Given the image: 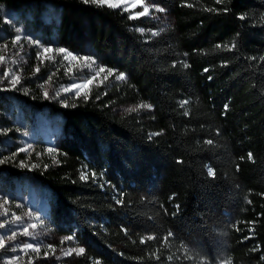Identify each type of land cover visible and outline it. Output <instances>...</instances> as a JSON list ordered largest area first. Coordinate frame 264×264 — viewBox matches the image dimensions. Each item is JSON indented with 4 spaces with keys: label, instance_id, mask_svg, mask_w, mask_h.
<instances>
[{
    "label": "trees",
    "instance_id": "1",
    "mask_svg": "<svg viewBox=\"0 0 264 264\" xmlns=\"http://www.w3.org/2000/svg\"><path fill=\"white\" fill-rule=\"evenodd\" d=\"M148 1L172 22L125 4L0 0L1 45L27 30L86 53V32L103 70L84 93L46 96L79 80L59 59L0 60V185L36 184L83 241L54 264H264V0ZM126 104L150 107L115 111ZM33 111L60 122L55 153L20 151Z\"/></svg>",
    "mask_w": 264,
    "mask_h": 264
},
{
    "label": "rangeland",
    "instance_id": "2",
    "mask_svg": "<svg viewBox=\"0 0 264 264\" xmlns=\"http://www.w3.org/2000/svg\"><path fill=\"white\" fill-rule=\"evenodd\" d=\"M112 2H119V5L125 4V7L131 10L133 17H138L137 13L142 12L143 8L147 6L149 10H153L154 17H158L166 23L172 22V17L163 7L148 0H112ZM132 5L136 6L133 7ZM159 9H163V11ZM17 36L20 37L19 40L16 39ZM75 37L86 53L72 52L62 47H55L40 41L37 36L27 30L19 31L14 37H10L5 43L0 44V52L3 54L2 62L8 66L23 68L29 62L33 52L43 60L59 59V64L66 68L67 74L79 80L58 89L48 83L44 87L46 96H50L51 92L55 96L68 91L84 93L89 84L96 82V78L101 75V69H97L93 58L87 55L90 47L88 34L81 32ZM45 49H50V51L46 52ZM61 49L64 51L61 52ZM85 73L86 78L79 76ZM146 108L126 104L117 106L115 111L126 113L146 110ZM17 132L21 143L20 151L35 152L39 155V148L50 153L56 152L62 129L60 122L56 120L53 114H39L33 111L30 112L28 120L23 121L18 127ZM36 135L38 141H34ZM25 229H27V233ZM69 237L71 239H66ZM0 240L5 241V246L0 248V264L72 263L76 261L80 253L77 251H73L70 255L65 253L84 247L83 241L74 233L62 231L54 223L48 212V206L44 203L42 190L31 181L26 184L16 181L12 189L0 185ZM27 244H31L33 247L28 248L26 247ZM34 249H38V251ZM217 264H230V262Z\"/></svg>",
    "mask_w": 264,
    "mask_h": 264
},
{
    "label": "snow or ice",
    "instance_id": "3",
    "mask_svg": "<svg viewBox=\"0 0 264 264\" xmlns=\"http://www.w3.org/2000/svg\"><path fill=\"white\" fill-rule=\"evenodd\" d=\"M85 2H87V0H85ZM93 2H95V3H101V4H108V6H119V2H117V3H113L112 0H93ZM132 6L135 7L136 5H132ZM159 10H160V11H163V9H159ZM149 11H150L149 8H148L147 6H145V7L143 8V11L140 12V13H137V15H139V16H143V15L147 14ZM16 39L19 40L20 37L17 36ZM45 51H46V52H47V51H50V49H45ZM60 51L63 52L64 50L61 49ZM2 59H3V57H0V60H2ZM101 71H103V70L101 69ZM121 78H123V77H121ZM18 82H19V77H14V78H13V83H18ZM66 91H67V89H66ZM45 94L47 95V93H45ZM142 107H150V106L142 105ZM209 143H211V142H209ZM249 156L251 157V154H249ZM210 174L214 175L215 173H214L213 171L210 170ZM33 227H35V226H33ZM25 232L27 233V229H25ZM13 238H14V237H13ZM66 239H71V238L69 237V238H66ZM4 246H5V241H4V240H0V248H3ZM26 247H28V248H32L33 245H31V244H27ZM34 250H35V251H38V249H34ZM73 251H77V252H79V253H83L84 249H83V248L78 249V250L73 249V250H70L69 252H67V253H65V254H66V255H70V254H72Z\"/></svg>",
    "mask_w": 264,
    "mask_h": 264
}]
</instances>
